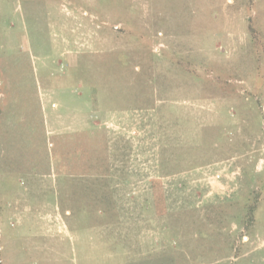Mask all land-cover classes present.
I'll return each instance as SVG.
<instances>
[{
  "label": "rangeland",
  "instance_id": "obj_1",
  "mask_svg": "<svg viewBox=\"0 0 264 264\" xmlns=\"http://www.w3.org/2000/svg\"><path fill=\"white\" fill-rule=\"evenodd\" d=\"M0 260L264 264V0H0Z\"/></svg>",
  "mask_w": 264,
  "mask_h": 264
},
{
  "label": "trees",
  "instance_id": "obj_2",
  "mask_svg": "<svg viewBox=\"0 0 264 264\" xmlns=\"http://www.w3.org/2000/svg\"><path fill=\"white\" fill-rule=\"evenodd\" d=\"M181 143V145L182 146H184L183 144H182V142H180ZM174 155V154H173ZM170 159L167 157V155H166V153L165 152H163L162 154H161V164H162V169H166V172L164 171V170H162L163 172H165L166 174L168 173V174H172V173H175L176 172V170H174V169H170L167 165H166V162L168 163V161H169ZM204 162L203 163H207V162H209L210 160H203ZM195 163H198V162H195ZM108 167H109V165H108ZM122 170V169H121ZM127 169H123L122 171H121V173L123 174V175H125L127 172ZM112 172H114V174L116 173L115 171H112ZM109 175H111L110 173L108 174V177H109ZM113 175V174H112ZM127 178V177H126ZM113 190V189H112ZM111 190V191H112ZM112 193V192H111ZM114 194V193H113ZM113 194H112V197L111 198H114L113 197ZM114 205H116V203L114 204L113 203V207H114ZM255 205H253V206H251V208L249 209L250 211H249V213H247V214H249L248 215V220L250 221V222H253V220H254V212H255ZM114 209V208H113ZM107 223H109V222H107ZM0 264H1V260H0Z\"/></svg>",
  "mask_w": 264,
  "mask_h": 264
}]
</instances>
